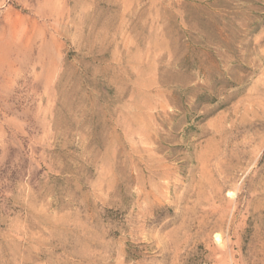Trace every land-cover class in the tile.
Wrapping results in <instances>:
<instances>
[{
    "label": "rangeland",
    "instance_id": "obj_1",
    "mask_svg": "<svg viewBox=\"0 0 264 264\" xmlns=\"http://www.w3.org/2000/svg\"><path fill=\"white\" fill-rule=\"evenodd\" d=\"M0 264H264V0H0Z\"/></svg>",
    "mask_w": 264,
    "mask_h": 264
}]
</instances>
